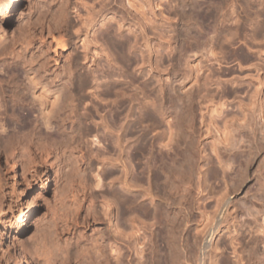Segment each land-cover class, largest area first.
Returning a JSON list of instances; mask_svg holds the SVG:
<instances>
[{
    "label": "rangeland",
    "instance_id": "1",
    "mask_svg": "<svg viewBox=\"0 0 264 264\" xmlns=\"http://www.w3.org/2000/svg\"><path fill=\"white\" fill-rule=\"evenodd\" d=\"M107 1L108 0H22V3L17 6V8L9 11L8 0H0V71L2 73L0 76V97L3 96V98H0V102L5 99L6 101L7 99L11 101L15 99L20 102L22 100L23 104H33L32 106L36 107L37 105L35 104L42 103V106H45L42 107L40 105V107H42L40 109L42 113L46 114L52 121L57 120L55 121L57 124L59 121L64 123L62 124L59 122L58 125L60 126L59 130L63 133H51L54 137L51 136L49 132H47L49 133L47 134L45 131L40 132V137L33 124L28 125V129L25 127L27 130H25V128L22 130L27 133L26 135H21L22 132H19L20 135L18 132H15L16 134L10 132L8 133L9 136L0 137V208L2 207L7 211V213L2 216L4 219L2 221L4 222L1 221L0 217V223L2 222L0 224V264H7L8 262L10 264H150L148 262L154 264L156 262L152 260L155 254H153V250H151L154 246L152 245L153 242L150 240L151 236H149L153 231L162 232V239H164L162 240V245L164 244L165 251H168V256L170 255L169 260L167 258L168 256L166 257L168 261H166L165 264H172L174 257L175 264H190L189 255L185 251L186 247L189 246L191 240L195 237L198 238L197 240L201 239V236L204 234H201V231L206 232L207 229V231H212L211 226H213V222L217 217H220V222L223 220L219 225V232L207 236V239L210 238L211 240L209 239V245L204 251L205 254L200 252V256L203 254L201 257H206V262L207 260L211 261V258L212 260L215 259V264H221L222 260L232 262L235 256L231 252L230 245H228L230 244V235L234 231H238L237 238H239V241L242 236L248 239L249 235L247 233L250 231L248 226L253 225L251 222L254 221V219L258 218L257 220L259 221L261 215V212L257 213V209H260L259 211L264 209V201L250 198L248 200L252 203L253 208H250V210L253 212L255 210L257 211L253 213L249 210L247 214L249 216H246L242 207L240 209V203L238 204L240 200L244 199L243 197L247 199L250 195L254 194L255 190L256 193L259 190L261 191V185L259 186V184L262 183L261 181L264 179L262 178L264 172V138H262L263 142H261L262 140L259 138L261 133L264 134V129L258 132L256 129L257 126H255L256 124L254 123L255 118H253L256 115L255 111H257V104H263L264 108V56L258 57L248 49V44L243 42L247 39V42L251 43L248 36L249 34L246 35V39L242 37L243 34L237 37L233 36L234 38H231V45L229 44L223 49L226 53H224V51L219 52L220 48L217 47L216 43H213L214 40H222L228 28L232 30L235 27L236 23L234 20L237 17L239 18L238 20L236 19L239 23L237 24L244 27L246 26L245 32L251 33V27L247 25L249 20L247 17L246 4L249 3L252 5L251 2L255 0H233V6H229L234 12L233 16L231 15L232 18L227 16L229 21H225L224 23L219 22L217 24V31L214 33V39L211 41L212 45L209 38L206 39L207 43H210L208 47L214 45L213 48L214 51L217 52L216 57L219 60L216 61L215 57L208 53L203 57L202 61H204V63L202 62V64L208 66L210 63L209 68L212 69L216 75H219L220 78L218 80L221 79L218 88L213 91L215 92L214 96L212 92L213 97H211L213 99L211 102L207 99L211 97L205 98L197 96L195 86L192 85L193 83L187 84V87H191L190 91H192L193 95L198 98L195 99L194 97V101L191 103H189V101L185 102L187 109H185L186 106L184 107L183 105L184 102L182 104L180 103L181 105L179 104V106L181 108L178 106L179 110H176V108H178L176 106L174 108L176 111H173L174 109L171 107L169 111H164L168 110L166 107L159 108V104L162 103V100L160 101L161 97L158 95V88L153 87L151 90L150 87V84H154L156 81L155 77H153L152 70L148 72L147 69H149V67H147L146 64L142 65L141 61L145 60V56V58L149 57V59H152H150L152 64L161 61V64L157 62L158 66L160 65L158 67L159 69H169L171 67L169 64V62H171V53L169 52V43L167 42L169 41L168 37L172 35V27L178 22L179 17L174 12V9L177 7V2L179 0H117L119 4H112V11L106 10L108 7ZM258 1L262 2V6H264L263 0ZM157 2L158 6L155 5ZM213 6L210 8L212 15L218 10L215 4ZM255 6H257V8L262 7L259 6V4ZM229 7L223 10V14L230 10ZM102 12L104 15H101ZM124 17L129 19L124 20ZM148 17L152 20H157L156 23H154L156 25L151 24V21H147L149 24L146 22L145 27L146 33L151 36L149 38V45H154L151 48H156L154 49L155 54L159 53V55H155L154 51H150L148 54V51L140 45L141 40L138 38L137 28L132 23L134 19L137 21L142 18L147 19ZM192 18L194 19V17ZM233 18L234 20L232 21ZM187 19L190 21V24H194V20L188 17ZM151 25H153L152 27H154V29H151ZM153 31H155V33L161 32L165 34V38H163V40L159 39L157 34H155L156 36L153 35L154 33L152 34ZM107 32L109 34L112 33V35L114 34L116 37L118 36L121 38L120 40H126L128 43L131 41L130 43L133 48L129 47L126 51V55L133 59L136 58L137 62L133 60L134 63L136 62L135 64L128 61L126 64L125 62H118L119 57L116 55V50L111 46L109 41L105 42L107 40V37H105V35L108 34ZM53 38H55V40H59L60 38L61 40L65 39V49L60 50L59 47H56L55 51L53 48ZM160 40L162 42L160 45H157L155 42H160ZM93 41L97 42V45ZM263 42L264 40L260 41L258 44L261 45ZM107 43L110 46H108ZM176 44V42H173L174 46ZM173 45L171 43V46ZM252 47H258V45H252ZM98 48H102V51ZM141 49L145 51H143V54L147 53V56H142ZM241 50L252 55L250 62H244L240 59L239 53ZM105 53L110 54V57ZM189 56L192 59L191 64L194 67L193 69H198L196 65L199 66L201 64V52H190ZM73 58H77L76 61L78 64L75 61L77 64L75 67L71 66V61H74ZM114 58H117V60ZM114 60L116 62L114 64H117L115 66L113 65ZM154 66H156V64ZM71 67L73 70L75 68L77 72H74L75 70L73 72L69 71L72 70ZM21 69L24 71L26 70L27 75H29L28 77H31L32 81H35L34 83L36 86L33 89V96L35 99L40 96L42 102H38L40 101L39 97V99L37 98L35 103H33L35 99L32 101L31 97L29 95L27 96V94H29L27 93L28 90H24L27 86L22 83V78L15 73ZM202 69L199 72L200 77L201 75L203 77L205 73H207V71H203ZM108 72L113 75V81L111 80L112 77L105 76ZM76 73L80 74L82 79L84 78L83 76H85V79L88 78L87 80L89 83L87 84L88 86L84 88L85 90L82 89L83 91H80L82 94L83 92L85 93L83 95V100L81 99L83 103L81 101L79 102V109L77 108L78 104L74 100L75 96L73 94V92L75 93L73 87L78 82L76 81ZM102 74L103 76H101ZM60 76H62V78ZM46 77L50 79L48 80ZM92 77L94 79L96 77L97 80L95 79L93 81ZM101 77H103L104 81H101L103 80ZM42 78L48 80L49 83L52 80L50 83L51 86L61 85V87H63V85H65V90H63L66 91L67 94L66 92L64 93V91H62L63 93L54 91L51 93V91L46 90V88L41 89L44 88L40 83ZM107 78H109L108 81H106ZM261 81L263 83L260 86L258 83ZM66 83L69 85H66ZM71 84L74 85L70 87ZM148 84L149 87H147ZM109 85H114L115 88L119 89L120 93H124V95L126 91L127 95L124 96L122 94L123 98H121L118 96L122 95H118L117 92H115V94L118 96H114V92L108 95L105 94L104 90ZM174 85L176 88L177 84ZM68 86L70 87L69 91L66 90ZM256 86H259L260 89L253 98H250ZM155 89L157 90L155 91ZM176 89L178 90V88ZM94 90L96 93H94ZM140 90H142V92L144 91V93L147 90L149 93L146 92L145 96L143 93L141 96V94H139L141 92ZM134 91L141 97H138ZM178 91L180 92V90ZM61 93L66 96H63ZM128 93H131V96H128ZM202 93H204V89H201L200 94ZM13 94L21 96L22 98L18 96L14 97ZM82 94L80 95L82 96ZM9 95H11V97ZM23 95H25L24 98ZM133 96H135L136 100L135 98H131ZM66 97H68L67 99L70 97V103L69 101L67 103ZM151 97L153 98L150 99ZM156 97L159 98L156 99ZM71 99L75 101V103H73L77 105V110L75 106H73V103L71 104ZM115 99H123L124 104L129 102V104H126L127 110H129L130 107L133 109L130 119L135 123L137 121L135 127L138 126V129L135 128V131L132 132H128V129H126L127 131H122V127H119L118 121L121 123L126 118L123 117L124 119L120 118V120L118 119L116 120L117 122H115V125L116 123L118 125L116 132L114 123V126L111 125L112 117H110L112 111L115 110V103H111L110 100ZM133 99L134 102L131 101ZM143 99H146L147 101H145L147 103ZM157 100L159 106L156 107L154 105H157ZM85 101L86 105H82ZM130 101L132 103H130ZM138 101H142L144 105L146 104L145 107L143 103H139ZM52 102L53 104H51ZM55 102H58L56 105L61 102L62 106H53ZM187 103L190 104V112L188 111L189 104ZM68 104L71 105L73 109L70 110L71 107ZM80 104L83 107H87L86 109H82V112H87V109L90 111L87 112L88 116L84 115L85 113L82 115V112H80L82 108ZM151 104H153L152 108ZM240 104L241 106H238ZM1 105L0 103V106ZM129 105L130 107H128ZM1 107L0 111L3 109V107ZM58 107L62 108V112L66 109L65 112H61L65 117H72L73 114V118L75 119L74 113L76 112V115L78 114L82 115L83 118L85 117V121L82 118V121L79 123L72 122L76 126L73 125L71 119L68 120L61 113L57 114L58 111L56 110L60 109ZM241 107L244 109V112ZM42 109H44V111ZM180 109H183V111ZM139 110L142 111V113L140 111L141 114L138 113ZM156 110L158 112L162 111L161 113L164 112L163 116L161 113H156ZM185 110L187 111L185 112ZM69 111L74 113H71L70 116ZM172 111L173 113L176 112L179 114L175 115ZM9 112L10 111H8V113ZM184 112L186 115L188 114L185 117V114H183ZM9 114L11 115L9 116ZM9 114L8 116L6 115V117L9 118L4 117L3 119L5 124L11 122L17 123L18 118L14 121L16 115H12V112ZM57 115H60L61 118L64 117V120L61 119L60 116L59 118L61 120H58V117L55 119ZM137 115V118H139L140 115L144 116L137 119L135 118ZM180 115L186 118L184 119L186 123L182 120L183 118H179L181 117ZM148 117L150 121L158 119L159 122L161 121V124L159 123L156 125L153 121V125L152 123L150 124ZM155 117L157 118L155 119ZM262 117L263 120L261 119V121H263L264 124V112L262 113ZM126 119V122H122L123 124H120V126H124L129 121V118ZM177 119L180 120L181 123ZM131 120L128 122L129 124L133 123ZM106 121H110L109 124L111 127H114V129L112 127L113 130H109V128H111L110 126H108V129H105L108 124ZM103 122L106 124L104 123L103 125ZM177 122L182 124V126H179ZM140 124L141 126H139ZM184 124L185 126H183ZM77 126L79 129H75ZM151 126H155L156 130L153 127L154 131H152L153 129L151 130ZM118 128L121 129L118 130ZM141 128L144 129V134L141 133V131H143V129L140 130ZM114 130L116 133L113 132ZM80 131L82 132L81 134ZM74 132L77 133L75 134ZM84 132L90 134H85V136L83 134ZM78 133L85 137H81ZM121 133H124L126 136H121ZM135 133L138 134L136 135ZM259 133L260 135L258 136ZM142 134L144 137L146 136L144 139H141V137L143 138ZM154 134L163 136L162 139L164 141L161 140L158 144H153L152 149L151 141L153 138L151 137L154 136ZM62 136L64 138L61 139L60 137ZM118 136L124 137V139L121 137L118 138ZM262 136L264 137V135ZM178 137H180V139ZM115 138H117V140L119 139V142L122 141V143H117ZM112 140H115L114 144L111 143ZM148 141L150 142L148 143ZM160 143H165L167 145L166 147L164 144L160 146ZM121 144L123 146H121ZM45 147L49 150L47 151ZM120 147H125V149L122 148L121 150ZM156 147V150L159 148V152L161 151L166 155L168 154L169 156L167 155V158L173 157V159H171L172 161L169 158L171 163L168 169L170 168V170H167V174L171 179L168 177L167 181H165V173L162 174L161 172V178H159L158 181V186L164 184L165 190L162 186L159 188L154 187L153 180L151 179L152 177L150 178L151 170L160 169L159 163L154 158L156 151L154 149ZM136 148H138V150ZM142 149H150V152L148 150V152L146 150L142 151ZM186 151H189L192 157ZM148 154L152 155L153 157H151L153 159H151ZM123 160L125 162H123ZM152 160H154V162ZM154 163L157 165L155 168L152 167ZM10 164L16 166V176L20 181L26 179L32 184V190L30 189L28 191L29 194L38 197L36 199V208L30 216L25 228L16 227L14 224L15 217L10 211L13 203V195L17 190V184L14 183L11 176L13 171L9 168L11 166ZM231 168L232 170H230ZM234 168V173L236 175L232 172ZM160 171L162 170L160 169ZM126 172H128L127 175ZM169 172L171 173L169 174ZM228 172H230L229 174L231 177L233 175L235 177L233 176L234 178L232 177L233 179L229 180L227 177ZM43 175L44 179L41 180L40 178ZM223 175L226 176L227 179ZM169 179L170 181L173 180V183L171 182L170 184V186L173 187H167L166 184L170 182ZM43 181L45 187L43 190H40ZM160 181L163 184H160ZM13 184H15L14 188ZM130 185L131 187H129ZM171 188L173 189L171 190ZM262 188L263 191L261 193L264 192V187L262 186ZM186 189L187 191H185ZM148 192L150 193L148 194ZM151 194L155 197L152 198ZM222 197L224 199H229L230 203L227 209L219 214L218 200L223 199ZM131 200L133 203H131ZM128 202H130V205ZM234 206H237V208ZM128 209L132 210L129 211ZM250 212L252 213L250 214ZM107 213L109 214L107 215ZM241 213L243 215L242 219H245L243 228H239V224H236L239 223V219L237 218ZM224 215L227 217H223ZM166 219L168 223H166ZM183 220L184 223H182ZM176 223H178V225ZM208 224L210 226H208ZM204 226L208 227L204 228ZM110 228L118 231L117 233L118 235L120 234V237L124 236L123 240L119 236L117 237L118 239L116 238L117 241H120L117 246L109 244V241L112 239ZM194 234L195 237L192 238ZM148 237L150 238L148 239ZM174 247L177 248V250L179 249L178 253L175 252L176 249L174 250ZM166 248L168 250H166ZM171 252L173 254H171ZM5 253L9 254V257ZM165 254L167 255V253ZM212 255L214 257H212ZM146 258L147 260L149 259V261H145ZM203 260L205 262V259ZM209 263L210 262H208V264Z\"/></svg>",
    "mask_w": 264,
    "mask_h": 264
},
{
    "label": "bare ground",
    "instance_id": "2",
    "mask_svg": "<svg viewBox=\"0 0 264 264\" xmlns=\"http://www.w3.org/2000/svg\"><path fill=\"white\" fill-rule=\"evenodd\" d=\"M159 1H161V0H159ZM232 1L233 0H179L178 2H177V7L174 9V12L176 13V15L179 17L178 18V22L176 23V25L175 26H173L172 27V29H171V37L169 38L168 37V42L167 43H169V52L171 53V58H170V60H171V62H169V64H170V68L169 69H166L165 67V69H162V68H160V69H162V70H160L158 67L160 66H158V64H157V62H159V64H161V61H157L156 63H153L154 65L156 64V66H154L153 64H152V62H150V59H149V57H146L147 58V60H146V58H145V56L144 55H146V54H143V51H142V49H141V54H143L142 56H144V61H141V64L142 65H144V64H146L147 65V67H149V69H147L148 70V72H149V70H152L151 72H153V77H155V82H154V84L152 83V84H150V87H151V90L153 89V87H157L158 88V95L161 97L160 98V101L162 102V103H160V101H159V105H158V100L156 101V103H157V105L155 104L154 106H159V108L161 107V108H165L166 107V109H168V110H164V111H169V109H170V107L171 108H175L176 106L178 107L179 106V104L181 103H183L184 102V107L186 106V108L185 109H187V105H185V102H187V101H189V103H191L192 101H194V97H195V99L196 98H198V97H205V98H207V97H211L212 96V92L214 91V90H216V88H218V86H219V84H220V80H218L220 77H219V75H216L215 74V72L212 70V69H210L209 68V66H210V63L208 64V66L206 65V64H202V62L204 63V61H202L203 60V57H205L206 55L205 54H210L211 56H214L215 57V60L216 61H218L219 59L216 57V54H217V52H215L214 51V48H213V46L212 47H208V44H210V43H207V41H206V39L207 38H209V41L211 42L212 41V39H214V33L217 31V29H216V26H217V24L219 23V22H221V23H224L225 21H229L228 20V18H227V16H229V17H231V15L233 16V10H232V8L230 9V7L229 6H231L233 3H232ZM254 1V0H253ZM258 1V0H257ZM256 0L254 1V2H256V3H254V2H251L252 3V5L253 4H259V6H262V2H260V1H258L257 2ZM262 1V0H261ZM264 1V0H263ZM249 2V1H248ZM22 3V0H8V10L9 11H11V10H14V8H17V6H19L20 4ZM112 4H115V5H118L119 3H118V1L117 0H108L107 1V5H108V7H107V11H112L113 9L111 8V6H112ZM121 4V3H120ZM216 5V7H217V11H216V13L214 14V15H212V13H211V7L213 6V5ZM114 5V6H115ZM155 5H157L158 6V2L155 4ZM252 5H250L249 3L248 4H246V7H247V17H248V20H249V23L247 24L248 26H250L251 28V33L249 32V33H246L245 31V29H246V26L244 27V26H241V25H238L239 23H238V17L234 20V18L232 19V21L234 20L235 21V23H236V25H235V27L232 29V30H230V28H228L227 29V33L226 34H224V37L222 38V40H219V41H217V40H214V43L213 44H217V47H219L220 48V51L219 52H223L224 50V48L227 46V45H229L230 43H231V38L234 36V37H237V36H239V35H241V34H243V38L245 37V39H246V35L247 34H249L248 36H249V40L251 41V43H248L247 42V39L245 40V41H243L245 44H248L247 45V47H248V49L251 51V52H253L255 55H257L258 57H262V56H264V42H263V44H258L260 41H263L264 40V6H262L261 8H257V6H255V5H253V6H255V7H253ZM233 6V5H232ZM258 6V7H259ZM213 7H215V6H213ZM228 7H229V9L230 10H228L225 14H223L224 12H223V10L225 9V8H227L228 9ZM209 8V9H208ZM4 11V10H3ZM105 12V11H104ZM221 12V13H220ZM103 13V12H102ZM101 13V15H104V13L102 14ZM220 13V14H219ZM219 14V15H221V16H217V15ZM105 15H107V14H105ZM175 15V16H176ZM21 16V15H20ZM187 17L188 18H191L192 20H194L195 22H194V24L192 25V24H190V21L187 19ZM192 17H194V19L192 18ZM221 18V19H220ZM232 18V17H231ZM124 20H126V19H129V18H126V17H124L123 18ZM190 19V20H191ZM230 19V18H229ZM98 20V19H97ZM162 20H164V19H162ZM147 21H151V24H153V25H156V24H154V23H156V21L157 20H152V19H150L149 17L147 18V19H144V18H142V19H140V20H133L132 21V23H133V25L134 26H136V31L138 32V38L141 40V43H140V45H142L143 46V48H145V50L146 51H148V54L150 53V51L152 52V51H154V49H156V48H151V47H153V46H150L149 44V38L151 37V36H149L147 33H146V22ZM237 21V22H236ZM234 23V22H233ZM232 23V24H233ZM234 23V24H235ZM238 23V24H237ZM147 24H149L148 22H147ZM153 25H151L150 27H151V29H154V27H152ZM174 25V24H173ZM92 26V25H91ZM232 26V25H231ZM230 26V27H231ZM234 26V25H233ZM150 29V30H151ZM226 32V31H225ZM108 33V32H107ZM106 33V34H107ZM154 33V34H153ZM159 33H161V32H156L155 33V31H153L152 32V34L154 35V36H156L155 34H157L158 35V38L159 39H162L163 40V38H165V34H163V33H161V34H159ZM236 35V36H235ZM135 36H137V35H135ZM163 36V37H162ZM56 37V36H55ZM60 37V36H59ZM105 37H107V40L105 41V42H108L109 41V43L111 44V46L116 50V52L118 53H116V55H118V57H119V59H118V62H121V63H124L125 62V64H126V62L128 61V62H133V60L135 61L136 60V58L135 59H133V58H131V57H127V55H126V51H127V49L130 47V48H133L132 47V44L130 43L131 41H129V43H128V41H126V40H120L121 38H119L118 36L116 37L114 34L112 35V33L111 34H107V35H105ZM233 37V38H234ZM242 37H240V38H242ZM62 38V37H61ZM61 38L59 39V40H55V38H53L52 40L54 41V45H53V48H54V50L56 49V47H59L60 48V50H64L65 49V42H64V40L65 39H63V40H61ZM119 38V39H118ZM239 38V39H240ZM58 39V38H57ZM159 39H158V41H159ZM91 41V40H90ZM217 41V42H216ZM94 43H96V45H97V42H95V41H93ZM135 42H136V39H135ZM162 41L160 40V42H155L157 45H160V43H161ZM173 42H176L177 44L174 46L173 45ZM138 43H139V40H138ZM171 43H172V45L173 46H171ZM93 44V43H92ZM108 44V43H107ZM129 44H130V46H129ZM175 44V43H174ZM152 45V44H151ZM211 45H212V42H211ZM210 45V46H211ZM231 45V44H230ZM252 45H258V47H252ZM108 46H110L109 44H108ZM156 47V46H155ZM110 48V47H109ZM113 48H111V49H113ZM168 48V47H167ZM94 49V48H93ZM99 49V48H98ZM102 49V48H101ZM101 49H99V50H101ZM222 49V50H221ZM58 50V49H57ZM98 50V51H99ZM104 50H105V48H104ZM114 50V51H115ZM158 50V49H157ZM156 50V51H157ZM56 51V50H55ZM102 51V50H101ZM97 52V51H96ZM145 52V51H144ZM157 52H159V51H157ZM190 52H201V58H200V61H201V64L198 66V65H196L197 67H198V69H193L194 67H193V65L191 64V61H192V59H191V57L189 56V53ZM224 53H226L225 51H224ZM60 54V53H59ZM85 54H87V53H85ZM105 54H107V55H109V57H110V54H108V53H105ZM154 54H155V51H154ZM158 55H159V53H157ZM157 54H155V55H157ZM95 55V54H94ZM107 55H106V57H107ZM115 55V56H116ZM170 55V54H169ZM141 56V57H142ZM147 56V55H146ZM149 56V55H148ZM194 56V55H193ZM239 56H240V59L241 60H243L244 62H250L251 61V58H252V55H250V54H248V53H246V52H244V51H242L241 50V52L239 53ZM84 57H85V55H84ZM117 57V56H116ZM160 57V56H159ZM108 58V57H107ZM143 58V57H142ZM142 58H141V60H142ZM77 59V58H76ZM76 59H74L73 58V60L74 61H71L72 62V67H75L78 63H77V61H76ZM85 59H86V57H85ZM115 60H117V58H114ZM71 60H72V58H71ZM79 60V59H78ZM115 60H114V62H113V65L115 66V65H117V64H114V63H116L115 62ZM152 60V59H151ZM159 60H161V59H159ZM69 61V60H68ZM75 61H76V63H75ZM111 61V60H110ZM136 62H137V60H136ZM135 62V63H136ZM142 62H144V63H142ZM110 63H112V62H110ZM110 63H109V65H110ZM134 63V62H133ZM134 63V64H135ZM219 64H220V62H219ZM70 65V64H69ZM108 65V64H107ZM133 65V64H132ZM16 67V66H15ZM71 67V68H72ZM146 67V66H145ZM110 68V67H109ZM114 68V67H113ZM158 68V69H157ZM202 68H204V69H202ZM66 69V68H65ZM203 70V71H207V73H205V75L202 77V75H201V77H200V75H199V72H200V70ZM1 70V69H0ZM3 70V69H2ZM22 70V71H21ZM21 70H19L18 72H15V73H17V75L18 76H20L22 79H21V81H22V83H24V85L25 86H27V88L26 89H24V90H28V92L27 93H29V94H27V96L29 95L30 97H31V100L33 101L34 99H35V97L33 96V89H34V87L36 86L35 85V81H32V79H31V77H28L29 75H27V71L25 70H23V69H21ZM28 70V69H27ZM37 70V69H36ZM69 70V69H68ZM74 70H75V68H74ZM73 70V68H72V70H69V71H71V72H73L74 71ZM4 71V70H3ZM11 71V70H10ZM29 71V70H28ZM66 71V70H65ZM6 72V71H5ZM74 72H77L76 70L74 71ZM106 72V71H105ZM104 73V72H103ZM114 73V72H113ZM195 73V74H194ZM1 71H0V76H1ZM7 74V73H6ZM66 74H67V72H66ZM70 74H72V73H70ZM77 74V73H76ZM76 74H75V76H76ZM16 75V74H15ZM83 75V74H82ZM56 76V75H55ZM67 76H69V75H67ZM74 76V77H75ZM101 76H103V74L101 75ZM105 76H107V77H112L113 75H111V73H107V74H105ZM4 77V76H3ZM61 78H62V76H60ZM82 76L80 75V74H77V80L76 81H78L77 83H76V85L73 87V89L75 90V93L73 92V94H74V100L76 101V103L78 104V106L77 105H75L74 103H75V101H73L72 99H71V104L73 103V106H75V109H76V106H77V108L79 107V102L81 101V99L83 100V95H84V93L85 92H83V94L82 93H80V91H83V90H85L84 88H86V86H88L87 84H89L88 83V78L87 79H85V76H83L84 78L82 79L81 78ZM48 80L50 79V78H48V77H46ZM57 78H59V77H57ZM93 78V77H92ZM102 79H103V77H101ZM44 78H42V81H40V83H41V85L44 87V88H41V89H45L46 88V90H50L51 91V93H52V91H54V92H62V91H64L65 89H64V86L65 85H63V87H61V85H55V86H51L50 85V83L52 82V80L50 81V83L48 82V80H43ZM95 79H96V77H95ZM94 78H93V81L95 80ZM108 79L109 78H107V80L106 81H108ZM113 79V77L111 78V80ZM38 80H39V78H38ZM57 80H59V79H57ZM97 80V79H96ZM100 80V79H99ZM138 80V79H137ZM145 80V79H144ZM73 81V80H72ZM71 81V82H72ZM101 81H104V79L103 80H101ZM100 81V82H101ZM113 81V80H112ZM133 81H136V80H133ZM220 81V82H219ZM55 82V81H54ZM75 82V81H74ZM110 82V81H109ZM145 83H146V80L144 81ZM38 83H39V81H38ZM63 83V82H62ZM69 83V82H68ZM73 83V82H72ZM114 83V82H113ZM133 83V82H132ZM193 83V84H192ZM262 81L261 82H259L258 83V85H262ZM58 84V83H57ZM61 84V83H60ZM64 84V83H63ZM100 84V83H99ZM174 84H177V87L176 88H178V90H180V92L175 88V85ZM189 84H192V85H194L195 86V90L197 91V96L198 97H196V96H194L193 95V93H192V91H190L191 89V87L189 88V87H187ZM53 85V84H52ZM66 85H69V84H67L66 83ZM74 85V84H73ZM72 84L70 85V87L71 86H73ZM115 85V84H114ZM114 85H109V86H107V88L104 90V93L105 94H111V93H113L114 92V94H115V92H117V94L118 95H124V93H120V90L119 89H116L115 88V86ZM133 85V84H132ZM144 85H147V84H144ZM151 85H153V86H151ZM187 85V86H186ZM192 85H190V86H192ZM24 86V87H25ZM94 86L96 87V85L94 84ZM94 86H92L94 89H95V87ZM131 86V85H130ZM70 87L68 86V89H66V90H70ZM106 87V86H105ZM137 87V86H136ZM142 87H143V84H142ZM142 87H140V88H142ZM147 87H149V84H148V86ZM187 87V88H186ZM138 88H139V86H138ZM214 88V89H213ZM64 89V90H63ZM83 89V90H82ZM88 89V88H87ZM90 89H92V88H90ZM121 89V88H120ZM137 89V88H136ZM144 89V88H143ZM149 89V88H148ZM147 89V90H148ZM187 89V90H186ZM201 89H204V93H202V94H200L201 93ZM259 86H256V89H255V91H254V93L250 96V98H253L254 96H255V94H257V92L259 91ZM45 90V91H46ZM95 90H97V89H95ZM94 90V91H95ZM121 90H123V89H121ZM147 90H146V92H147ZM157 89H155V91H156ZM12 91V90H11ZM123 91H125V90H123ZM141 92H142V90H140ZM149 91V90H148ZM154 91V90H153ZM47 92V91H46ZM66 91H64V93H65ZM119 92V93H118ZM135 92V91H134ZM139 93V94H141V96H142V94L144 93V91L142 92V93ZM145 92V93H146ZM35 93V92H34ZM50 93V92H49ZM63 93V92H62ZM61 93V94H62ZM93 93V92H92ZM94 93H96V91L94 92ZM127 92L125 91V95L124 96H126L127 94H126ZM136 94H137V92H135ZM134 93V94H135ZM145 93H144V96H145ZM147 93H149V92H147ZM214 93L215 92H213V96H214ZM9 94V93H8ZM18 94V93H17ZM66 94H67V92H66ZM80 94H82V96L80 95ZM117 94H115L114 96H116ZM129 94V93H128ZM131 94V93H130ZM128 95V96H131V95ZM135 94V95H136ZM14 95V97H17L18 95H16V94H13ZM16 95V96H15ZM35 95V94H34ZM63 95V94H62ZM65 95V94H64ZM63 95V96H64ZM86 95V94H85ZM94 95V94H93ZM117 95V96H118ZM123 95L122 96H118V97H121V98H123ZM138 95V94H137ZM155 95V94H154ZM153 95V96H154ZM196 95V94H195ZM10 97H11V95H9ZM24 96L25 95H23V98H24ZM61 96V95H60ZM62 96V97H63ZM66 96V95H65ZM140 95H138V97H141ZM148 96V95H147ZM157 96V95H156ZM212 96V97H213ZM8 97V96H7ZM18 97H20V98H22L21 96H18ZM40 97V96H39ZM39 97H37L38 99H39ZM72 97V96H71ZM117 97V98H118ZM207 98L208 100H210V102H211V100L213 99V98ZM221 97V96H220ZM0 98H3V96H1ZM36 98V99H37ZM63 98H65V97H63ZM68 97H66V101H67V103H68V101H69V103H70V97H69V99H67ZM131 98H135V96H133V97H131ZM146 98H149V97H146ZM153 97H151L150 99H152ZM155 98V97H154ZM159 98V97H158ZM157 97H156V99H158ZM19 99V98H18ZM30 99V98H29ZM36 99L33 101V103H35V101H36ZM104 99V98H103ZM142 99V98H141ZM220 99V98H219ZM15 100V99H14ZM11 101V100H8L7 99V101H11V102H7L6 101V99L5 100H1V106L3 107V109L0 111V137L2 138V137H5V136H7L8 135V133H10V132H12V134H14L15 132H18V134L20 135V133H21V135H26L27 133L26 132H23L22 130L26 127L27 129H28V125H31V124H33L34 125V127H36V132L37 133H39V135H40V132L41 131H45L46 133L47 132H49L50 133V135L51 136H53L51 133H56L57 134V132L58 133H63L62 131H60L59 130V127L60 126H58L59 125V122H58V124L55 122V121H57V120H55V121H52L46 114H44V113H42V111L40 110L43 106H42V103L41 104H39L38 102H42L41 100V97H40V101H38L37 103L38 104H35V105H37V107L36 106H32L33 104H29V105H27V104H23V102H22V100H21V102L18 100H15V101ZM54 100V99H53ZM52 100V101H53ZM87 100V99H86ZM135 100H136V98H135ZM144 101L146 100V99H143ZM208 100H207V102H208ZM221 100V99H220ZM44 101V100H43ZM111 101V103H115V106H114V108H115V110H113L112 111V114H110V117H112L111 119H112V124L111 125H113V123H114V125H115V122H117L116 120H120V118H123V117H126V118H129L128 120V122H130V115H131V112L133 113V109H131V107H130V105L128 106V107H130L129 108V110H127L128 108H127V105L126 104H129V102L128 103H125L124 104V100L122 99H120V100H110ZM131 101H133L134 102V99L133 100H131ZM130 101V103H132ZM147 101V100H146ZM145 101V102H146ZM150 101H152V100H150ZM196 101V100H195ZM219 101V100H218ZM82 102V101H81ZM137 102V101H136ZM139 102V101H138ZM141 103H143L142 101H140ZM139 102V103H140ZM259 102V101H258ZM261 102V101H260ZM27 103V102H26ZM56 103H58V102H55L54 103V105L53 106H58V105H61V102H60V104H57L56 105ZM83 103V102H82ZM81 103V104H82ZM138 103V104H139ZM147 103V102H146ZM152 103V102H151ZM189 103H187V104H189ZM217 103H219V102H217ZM262 103V102H261ZM44 104V103H43ZM51 104H53V102L51 103ZM80 104V105H81ZM180 104V105H181ZM220 104V103H219ZM40 105L42 106V107H40ZM69 105V104H68ZM82 105H86V101L84 102V104H82ZM81 105V111L80 112H82L83 110L82 109H86L87 107H83ZM146 105V104H145ZM145 105H144V103H143V106L145 107ZM152 106H151V108L153 107V104H151ZM182 105V106H183ZM192 105V104H191ZM221 105V104H220ZM258 105V107L256 108V110L257 111H255L256 112V115L253 117V118H255L254 119V123L256 124L255 126H257L256 127V129L258 130V132H261V131H259V130H263L264 129V124H263V121H261V119L263 120V117H262V113L264 112V108H263V104H261V105H259V104H257ZM0 106V107H1ZM52 106V107H53ZM62 106V105H61ZM60 106V107H61ZM70 107H71V105H69ZM112 106H113V104H112ZM143 106H141V107H143ZM190 106V104L188 105V107ZM238 106H241V104L240 105H238ZM1 107V108H2ZM45 107V106H44ZM60 107H58V108H60ZM141 107H140V109H141ZM168 107V108H167ZM180 107V106H179ZM179 107L178 108H176V110L178 109L179 110ZM184 107H183V109H184ZM80 108V107H79ZM78 108V109H79ZM113 108V109H114ZM150 108V107H149ZM160 108V109H161ZM181 108V107H180ZM240 108V107H239ZM242 108V107H241ZM54 109V108H53ZM61 109V110H60ZM59 110H56V111H58V113L57 114H59V113H61L62 112V108H60ZM65 109V108H64ZM71 109H73L72 107L70 108V110ZM110 110H112L111 108H109ZM154 109V108H153ZM152 109V110H153ZM158 109V108H157ZM159 109V110H160ZM172 109V110H173ZM183 109H180L181 111H183ZM43 111H44V109H42ZM50 110H52V109H50ZM66 110V109H65ZM65 110L63 111V112H65ZM77 110V109H76ZM109 110V111H110ZM124 110V111H123ZM132 110V111H131ZM175 109L173 110V111H176ZM190 110H191V108L189 107V112H190ZM213 110V109H212ZM241 110V109H240ZM8 111H10V112H12V115L13 114H15L14 116H15V120L14 121H16L17 120V118H18V122L16 123H9V124H5V122H4V117L5 118H9V117H6V115L8 116V114L10 113H8ZM89 110L87 109V112H88ZM140 111L141 110H139V112L138 113H140ZM173 111H172V113H173ZM187 110H185V112H186ZM242 111L244 112V109L242 108ZM14 112V113H13ZM62 112V113H63ZM70 112V116H71V113H74V112H71V111H69ZM79 112V111H78ZM87 112L85 111V112H82V115L84 114V115H87L88 116V114H87ZM90 112V111H89ZM111 112V111H110ZM125 112V113H124ZM156 113H158V114H160L162 111H155ZM171 112V111H170ZM183 113V114H185L184 115V117L185 116H187L186 115V113ZM8 113V114H7ZM61 113V114H62ZM124 113V114H123ZM137 113V114H138ZM141 113H142V111H141ZM140 113V114H141ZM144 113V112H143ZM169 113V112H168ZM175 113V115H177V114H179V113H176V112H174ZM173 113V114H174ZM67 114V113H66ZM75 115H76V112L74 113ZM123 114V115H122ZM134 114H135V112H134ZM162 114V116H163V114H164V112L163 113H161ZM167 114V113H166ZM182 114V115H183ZM11 114H9V116H10ZM63 115V114H62ZM68 115V114H67ZM66 115V116H67ZM68 115V116H69ZM74 115V117H75V119L73 118V114H72V117H65V115H63L65 118H67L68 120H70L71 119V123L73 122V123H79L80 121H82V115H76V116H78V117H76ZM112 115V116H111ZM136 115V114H135ZM134 115V116H135ZM139 115V114H138ZM138 115L135 117V118H137L138 117ZM151 115H153V114H151ZM172 115V114H171ZM182 115H180L181 117H179V116H177V117H179V118H183L182 117ZM60 116V115H59ZM59 116L57 115V116H55L56 118L55 119H57V117L59 118ZM134 116H133V118H134ZM142 115H140V117L139 118H137V119H140V118H142L141 117ZM158 116V115H157ZM167 116V115H166ZM64 117H62L61 118V116H60V118L61 119H63L64 120ZM110 117H107V118H110ZM146 117V116H145ZM173 117H174V115H173ZM58 119V120H61V119ZM73 118V119H72ZM125 118V119H126ZM132 118V117H131ZM151 118H153V117H151ZM157 117H155V119H156ZM178 118V119H179ZM66 119V120H67ZM84 119V121H85V117L83 118ZM103 119V118H102ZM124 119V118H123ZM123 120L122 122L123 123H125L126 122V120ZM143 119H145V118H143ZM150 118L148 117V121L150 122V124L152 123V125H153V122H154V124L156 123V125H158L159 123L161 124V121L159 122L158 121V119H156L157 121H158V123H157V121L155 120V121H153V120H149ZM177 119V120H178ZM184 119H186V118H183L182 120L184 121ZM65 120V121H66ZM106 120V119H105ZM134 120V119H133ZM146 120H147V118H146ZM145 120V121H146ZM181 120V121H182ZM8 121H10V120H8ZM13 121V122H14ZM102 121V120H101ZM103 121H104V119H103ZM132 121V120H131ZM136 121V120H135ZM153 121V122H152ZM179 122H180V120H178ZM70 122V121H69ZM107 122V121H106ZM109 122L110 121H108L107 123V128H105V129H108L109 127L108 126H110V124H109ZM119 123V121H118V124H119V127H122V129L121 128H118V130H122V131H125L126 129H128V132H132V131H135L134 129L135 128H137L138 129V126L137 127H135V125H137L136 123H137V121H136V123L135 122H131L132 124H129L128 122L124 125V126H120V124H123V123ZM142 122V121H141ZM179 122H177V124L179 123ZM185 122V121H184ZM183 122V123H184ZM60 123H62V122H60ZM71 123H70V125H71ZM72 123V124H73ZM104 123L105 122H103V125H104ZM181 123V122H180ZM178 124L179 126L181 125L182 126V124ZM186 123V122H185ZM62 124H64V123H62ZM106 124V123H105ZM142 124V123H141ZM141 124L139 125V126H141ZM176 124V123H175ZM73 125H75V124H73ZM81 125V124H80ZM80 125H78V126H80ZM89 125V124H88ZM113 125V126H114ZM155 125V126H156ZM76 126V125H75ZM75 127V129L76 128H78L79 129V127ZM86 126V125H85ZM112 126V127H113ZM155 126H153L154 128H155ZM183 126H185V124L183 125ZM61 127H62V125H61ZM68 127V126H67ZM111 127V126H110ZM112 127L111 128H109V130H113L114 129V127H113V129H112ZM118 127V125H117V123H116V125H115V130H116V128ZM152 127V126H151ZM153 127L151 128V130L153 129ZM25 128V130H27ZM158 128H160V127H158ZM185 128V127H184ZM77 129V130H78ZM143 128H141L140 130H142ZM24 130V131H25ZM62 130V129H61ZM85 130H86V127H85ZM89 130V129H88ZM115 130L113 131V132H115ZM155 130H156V128H155ZM60 131V132H59ZM73 131V130H72ZM82 131V130H81ZM80 131V134L83 132H81ZM89 131H91V130H89ZM93 131V130H92ZM108 131V130H107ZM127 131V130H126ZM152 131H154V129L152 130ZM179 131V130H178ZM264 131V130H263ZM14 132V133H13ZM20 132V133H19ZM44 132V133H45ZM79 132V131H78ZM85 132H88V131H85ZM83 133L84 135L85 134H87V133ZM109 132H111V131H109ZM112 132V133H113ZM116 132H117V130H116ZM115 132V133H116ZM121 132V131H120ZM144 132V129H143V131H141V133H143ZM185 132V131H184ZM49 133H47V134H49ZM73 133V132H72ZM75 133V132H74ZM77 133V132H76ZM75 133V134H76ZM186 133V132H185ZM16 134V133H15ZM79 133H78V135H80ZM88 134H90V133H88ZM87 134V135H88ZM129 134V133H128ZM136 135L138 134V133H135ZM135 134H134V136H135ZM144 134V133H143ZM142 134V136H143V138L141 137V139H144L145 137H144V135ZM155 134H157V133H155ZM154 134V136H152L151 138H153L152 139V141H151V145H152V149H153V144H158L159 142H161V140H163L162 138H163V136H161V135H155ZM167 134H169V133H167ZM171 134V133H170ZM46 135V134H45ZM61 135V134H60ZM124 135V133L122 134L121 133V136H123ZM131 135H132V133H131ZM130 135V136H131ZM140 135V134H139ZM164 135V134H163ZM172 135V134H171ZM260 135V133L258 134V136ZM262 135H264V134H262L261 133V135L259 136V138H260V140H262V138H264ZM9 136V135H8ZM46 136H49V135H46ZM81 136V135H80ZM86 136V135H85ZM85 136H81V137H85ZM121 136H118V138H120ZM124 136H126V135H124ZM170 136V135H169ZM179 136H180V134H179ZM40 137H41V135H40ZM54 137V136H53ZM58 137H59V134H58ZM76 137V136H75ZM88 137V136H87ZM116 137V136H115ZM132 137V136H131ZM7 138V137H6ZM22 138V137H21ZM61 139L62 138H64L63 136L62 137H60ZM112 138V137H111ZM122 138V137H121ZM133 138H135V137H133ZM166 138V137H165ZM179 139H180V137H178ZM74 139V138H73ZM77 139V138H76ZM86 139V138H85ZM116 139V141H117V143L120 141L119 139L117 140V138H115ZM122 139H124V137L122 138ZM121 139V140H122ZM140 139V140H141ZM173 139V138H172ZM191 139V138H190ZM12 140V139H11ZM127 140H128V138H127ZM178 140V139H177ZM114 141L115 140H112V144H114ZM130 141V140H129ZM144 141V140H143ZM164 141V140H163ZM168 141H169V139H168ZM180 141V140H179ZM193 141V140H192ZM142 142V141H141ZM141 142H139V143H141ZM150 141H148V143H149ZM166 142V141H165ZM170 142V141H169ZM169 142H168V146H169ZM261 142H263V140L261 141ZM117 143H116V145H117ZM120 143H122V141L121 142H119V144ZM137 143V142H136ZM164 144V146L166 147V145L167 144H165V143H160V146L161 145H163ZM140 145H143V144H140ZM193 145V144H192ZM248 145H249V143H248ZM118 146V145H117ZM121 146H123L122 144H121ZM163 146V147H164ZM167 146V147H168ZM6 147V146H5ZM4 147V148H5ZM146 147V146H145ZM162 147V148H163ZM1 148V147H0ZM35 148V147H34ZM44 148V147H43ZM49 148V147H48ZM119 148V147H118ZM122 148H124L125 149V147H122ZM122 148L120 147V149L122 150ZM139 148V147H138ZM138 148H136L137 150H138ZM141 148V147H140ZM143 148V147H142ZM37 149H38V147H37ZM36 149V150H37ZM41 149V148H40ZM45 149L47 150V148L45 147ZM123 149V150H124ZM150 149H151V146H150ZM149 149V150H150ZM157 149V147L154 149V150H156ZM187 149V148H186ZM49 150V149H48ZM47 150V151H48ZM143 150H146V149H142V151ZM148 150V149H147ZM146 150V151H147ZM148 150V151H149ZM158 150H159V148H158ZM158 150H156L155 151V155H154V158H155V160L159 163L158 165H159V167H160V169L162 170V171H160V169H158L159 170V172H158V170L156 169H153V170H151L152 168L151 167H149V168H151L150 170H151V176H150V178L153 180V183H154V187H163V189L165 190V185L161 182L160 184H163V185H161V186H158L159 184H158V181H159V178H161L160 177V175H161V172H162V174H164L165 173V181H167V178L169 177L168 176V174H167V170H170V168L168 169V167H169V165H170V163H171V159H173V157L172 158H170V157H168L167 158V155L165 154V153H162L161 151L159 152ZM6 151V150H5ZM4 151V152H5ZM109 151V150H108ZM139 151H141V150H139ZM146 151H144V152H146ZM147 151V152H148ZM166 151V150H165ZM3 152V151H2ZM29 152V151H28ZM122 152V151H121ZM150 152V151H149ZM151 152H153V151H151ZM186 152H188L189 154H190V152L189 151H186ZM6 153V152H5ZM45 154V153H44ZM48 154V153H47ZM142 154H144V153H142ZM152 154V153H151ZM165 154V155H164ZM189 154H187V155H189ZM6 155V154H5ZM104 155V154H103ZM149 156H150V158L151 159H153L152 157V155H150V154H148ZM147 155V156H148ZM127 156V155H126ZM129 156V155H128ZM152 156V157H151ZM169 156V155H168ZM190 156H191V154H190ZM195 156V155H194ZM131 157V156H130ZM132 157H134V156H132ZM137 157V156H136ZM192 157V156H191ZM6 158V157H5ZM121 158V157H120ZM169 158H170V160H169ZM194 158V157H193ZM19 159V158H18ZM117 159H118V157H117ZM127 159V158H126ZM130 159V158H129ZM148 159H149V157H148ZM150 159V160H151ZM16 160V159H15ZM68 160V159H67ZM120 160V159H119ZM108 161H109V159H108ZM114 161H115V159H114ZM130 161V160H129ZM153 162H154V160H152ZM194 161V160H193ZM120 162H122V161H120ZM123 162H125L124 160H123ZM116 163V162H115ZM172 163H174V162H172ZM111 164V163H110ZM157 164V163H156ZM11 166L9 167V168H11L10 170L11 171H13V174L11 175L12 176V178H13V181H14V183H16L17 184V187H16V193H14V191H13V193H14V195H13V203H12V207H11V209H10V211H11V213L14 215V217H15V221H14V224L16 225V227L17 228H25L26 226H27V222L29 221V218H30V216L33 214V212H34V210H35V208H36V204H37V196L36 195H30L29 194V190L31 189V187H32V184L28 181V180H19V178L16 176V172H15V170H16V166H14V165H12V164H10ZM112 165V164H111ZM125 165V164H124ZM127 165V164H126ZM153 166L152 167H154L155 168V166H157V165H155V163L154 164H152ZM173 165V164H172ZM146 166H147V164H146ZM149 166V165H148ZM193 166H194V163H193ZM8 167V166H7ZM122 167V166H121ZM131 167V166H130ZM188 167H189V165H188ZM20 168H21V166H20ZM171 168H172V166H171ZM193 168V167H192ZM184 169V168H183ZM188 169V168H187ZM190 169H191V167H190ZM195 169V168H194ZM149 170V171H150ZM172 170V169H171ZM230 170H232V168L230 169ZM128 171V170H127ZM191 171V170H190ZM197 171V170H196ZM229 171V170H228ZM179 172V171H178ZM231 172V171H230ZM230 172H228L227 174H228V178H229V180H231V179H233L232 177H231V175L229 174ZM233 173L235 172V168L233 169V171H232ZM231 172V173H232ZM127 173L128 172H126V175H127ZM171 172H169V174H170ZM232 173V174H233ZM235 174V173H234ZM180 175V174H179ZM197 175V174H196ZM236 175V174H235ZM224 176V175H223ZM264 176V172H263V175H262V178H264L263 177ZM182 177V176H181ZM180 177V178H181ZM224 177H226V176H224ZM227 177H226V179H227ZM125 178H126V176H125ZM170 178V177H169ZM41 180H43L44 179V175L43 176H41V178H40ZM171 179V178H170ZM170 179H169V181H170ZM183 179H184V177H183ZM124 180H126V179H124ZM151 180V181H152ZM161 180V179H160ZM187 180H189V179H187ZM164 181V182H165ZM173 180H171L170 182H167V187L168 186H170V184H171V182H172ZM186 182V181H185ZM231 182V181H230ZM262 183H260L259 184V186L261 185V191L259 190V191H257V193H256V190H255V193L254 194H252V195H250L249 196V198H247V199H245V197H243L244 199H242V200H240L239 202H238V204L240 203V209H241V207H242V209L245 211V215L246 216H249V215H247L248 214V211L250 210V208L251 209H253L252 208V203L250 202V200H248V199H250V198H256V199H260V200H262V201H264V192L263 193H261L262 191H263V188H262V186L264 187V179H263V181H261ZM97 183V182H96ZM173 183V182H172ZM229 183V182H228ZM232 183V182H231ZM129 184V183H128ZM169 184V185H168ZM230 184V183H229ZM14 185L15 184H13V188H14ZM97 185H98V183H97ZM42 188L40 189V190H43L44 189V181H43V184H42V186H41ZM124 187V186H123ZM129 187H131V185L129 186ZM133 187V186H132ZM136 188H138L137 186H135ZM170 187H173V186H170ZM131 189H133V188H131ZM143 189V188H142ZM161 189V188H160ZM160 189H157V190H160ZM162 189V190H163ZM173 188H171V190H172ZM32 190V189H31ZM39 190V191H40ZM128 190H129V188H128ZM170 190V191H171ZM156 191V190H155ZM167 191V190H166ZM185 191H187V189L185 190ZM184 191V192H185ZM38 192V191H37ZM39 193V192H38ZM138 193V192H137ZM150 192H148V194H149ZM145 194V193H144ZM159 194V193H158ZM168 194H169V192H168ZM185 194V193H184ZM226 194V193H225ZM4 195V194H3ZM3 195H2V197H3ZM152 195V194H151ZM160 195V194H159ZM170 195H171V193H170ZM246 195V194H245ZM244 195V196H245ZM166 196V195H165ZM182 196H184V195H182ZM143 197V196H142ZM153 197H155V196H153L152 195V198ZM186 197V196H185ZM217 197V196H216ZM229 197V196H228ZM248 197V196H247ZM144 198V197H143ZM160 198V197H159ZM161 198H162V195H161ZM177 198V197H176ZM182 198V197H181ZM223 198V197H222ZM133 199V198H132ZM164 199H165V197H164ZM153 200V199H152ZM167 200V199H166ZM185 200V199H184ZM124 201V200H123ZM127 201H130V200H127ZM132 201V200H131ZM171 201V200H170ZM180 201V200H179ZM182 201V200H181ZM187 201V200H186ZM172 202V201H171ZM112 203V202H111ZM131 203H133V201L131 202ZM135 203V202H134ZM230 203V200L229 199H221V200H218V210H219V214L221 213V212H223L224 210H226L227 209V206H228V204ZM232 203V202H231ZM128 204L130 205V202H128ZM181 204V203H180ZM236 204V203H235ZM216 205H217V203H216ZM237 205V204H236ZM128 206V205H127ZM126 206V207H127ZM163 206V205H162ZM238 206V205H237ZM237 206H234V207H236L237 208ZM129 207V206H128ZM127 207V208H128ZM135 208V207H134ZM239 208V207H238ZM216 209V208H215ZM233 209V208H232ZM129 210V209H128ZM130 210H132V209H130ZM129 210V211H130ZM160 210H162V209H160ZM258 210V212L257 213H259V212H261L260 214V217H259V221L257 220V219H254V221H252L251 223L253 224V225H251V226H248L249 228H250V231H248V235H249V237H248V239H245V236H242L241 237V240L239 241L238 239L239 238H237V234H238V231H234L231 235H230V241H229V243L230 244H228V245H230V248H231V252L234 254V256H235V258L233 259V261L232 262H228L227 260H222L221 261V264H264V209L262 210V211H259L260 209H257ZM257 210H255V211H257ZM108 211V210H107ZM128 211V212H129ZM169 211V210H168ZM215 211V210H214ZM250 211H252V210H250ZM254 211V212H255ZM105 212H106V210H105ZM154 212V211H153ZM235 212H236V210H235ZM253 212V211H252ZM252 212H250V214L252 213ZM253 212V213H254ZM7 213V211H6V209H4V208H0V217H1V221L2 220H4L3 219V215H5ZM109 213H111V212H109ZM109 213H107V215L109 214ZM138 213V212H137ZM155 213V212H154ZM229 213V212H228ZM106 214V213H105ZM170 214V213H169ZM172 214V213H171ZM205 214V213H204ZM103 215V214H102ZM111 215V214H110ZM131 215V214H130ZM162 215V214H161ZM176 215V214H175ZM185 215V214H184ZM226 215V214H225ZM223 216V217H227V216ZM244 215V216H245ZM122 216V215H121ZM155 216V215H154ZM172 216V215H171ZM171 216H169V217H171ZM188 216V215H187ZM219 216V215H218ZM242 213H241V215H238V218L237 219H239V223H236L237 225L239 224V228L240 227H242L243 228V226L245 225V219L243 220L242 219ZM109 217V216H108ZM111 217V216H110ZM174 217V216H173ZM172 217V218H173ZM162 218H163V216H162ZM212 218V217H211ZM215 218V217H214ZM111 219V218H110ZM170 219V218H169ZM182 219V218H181ZM167 220V219H166ZM175 220V219H174ZM174 220H172V221H174ZM179 220V219H178ZM225 220V219H224ZM181 221V220H180ZM223 221V220H222ZM222 221L220 222V217H217V219L213 222V226H211V230L212 231H207L206 230V232H204V231H201V234L202 233H204L202 236H201V239H199V240H197L198 238L197 237H195V234H194V236H192V238H194V239H192L191 240V242H190V244H189V246L188 247H186V253L189 255V260H190V264H208V262H210L209 264H215V259L214 260H212V258L210 257L211 256V254H210V260L211 261H208L207 260V262H206V257H204V258H202L201 256L203 255V254H205L204 253V251H205V249H206V247L209 245L208 243H209V241L211 240L210 238V240L209 239H207V236H210V235H214V234H217L219 231H218V228H219V225H220V223H222ZM2 222H4V221H2ZM1 222V223H2ZM110 222V221H109ZM187 222V221H186ZM0 223V224H1ZM166 223H168V220L166 221ZM171 223V222H170ZM174 223V222H173ZM182 223H184V220H183V222ZM210 223V222H209ZM177 225H178V223H176ZM3 225V224H2ZM207 225V224H206ZM166 226V225H165ZM208 226H210L209 224H208ZM207 226V227H208ZM110 227V226H109ZM111 227H113V226H111ZM168 227V226H167ZM206 226H204V228H207ZM157 228V227H156ZM179 228V227H178ZM111 229V228H110ZM139 229V228H138ZM161 229V228H160ZM168 229V228H167ZM174 229V228H173ZM197 229V228H196ZM113 230V231H112ZM166 231V230H165ZM118 231H115L113 228L111 229V236H112V239L109 241V244L110 245H112V244H114V245H118V242H120V241H117V237L120 235H118V233H117ZM151 232V231H150ZM130 233V232H129ZM161 233L162 232H160V231H153L152 233H150L151 235H149V236H151V242H153V246H154V248L153 249H151V250H153V254H155V255H153V262H156L157 264H165L166 263V261H168L169 260V258H170V255L168 256V251L166 252L165 251V247H164V244L162 245V240H164V239H162L163 237H162V235H161ZM117 234V235H116ZM168 234V233H167ZM241 235H243V234H241ZM200 236V235H199ZM120 237V236H119ZM123 237L124 236H122V237H120V238H122V240H123ZM131 237V236H130ZM133 237V236H132ZM187 237V236H186ZM212 237V236H211ZM117 238V239H116ZM150 237H148V239H149ZM171 238V237H170ZM172 238H174V237H172ZM178 238V237H177ZM188 238V237H187ZM129 239V238H128ZM181 239V238H180ZM191 239V238H190ZM124 240H126V239H124ZM174 240V239H173ZM189 240V239H188ZM104 241V240H103ZM172 241V240H171ZM100 242V241H99ZM150 242V241H149ZM188 242V241H187ZM108 244V245H109ZM124 244V243H123ZM174 244V243H173ZM183 244V243H182ZM138 245V244H137ZM179 245V244H178ZM188 245V244H187ZM212 245V244H211ZM210 245V246H211ZM120 246V245H119ZM181 246V245H180ZM223 246H224V244H223ZM222 246V247H223ZM227 246V245H226ZM176 247V246H175ZM174 247V250L176 249V251L175 252H177L178 253V250H177V248H175ZM184 247H185V245H184ZM183 247V248H184ZM8 248V247H7ZM121 248V247H120ZM119 248V249H120ZM148 249H149V247H148ZM181 249V248H180ZM209 249V248H208ZM216 249V248H215ZM223 249V248H222ZM121 250V249H120ZM166 250H168L167 248H166ZM214 250V249H213ZM217 250V249H216ZM219 250V249H218ZM7 251V250H6ZM133 251V250H132ZM131 251V252H132ZM170 251V250H169ZM173 251V250H172ZM215 251V250H214ZM220 251V250H219ZM3 252H4V250H3ZM134 252V251H133ZM147 252V251H146ZM174 252V253H175ZM182 252H184V251H182ZM200 252H202L203 254L200 256ZM222 252V251H221ZM165 253H167V255L165 254ZM8 257H9V254H7V253H5ZM127 254V253H126ZM134 254V253H133ZM170 254V253H169ZM171 254H173L172 252H171ZM5 255V256H6ZM13 255V254H12ZM128 255V254H127ZM152 255V254H151ZM150 255V256H151ZM188 255H186V256H188ZM207 255V254H206ZM150 256H149V258H150ZM168 256V257H167ZM133 257V256H132ZM168 258V260H167V258ZM173 257H174V255H173ZM212 257H214L213 255H212ZM5 258V257H4ZM11 258V257H10ZM10 258H9V261H10ZM12 258H13V256H12ZM145 258V257H144ZM18 259V258H17ZM25 259V258H24ZM131 259V258H130ZM152 259V258H151ZM203 259H205V262H204V260ZM7 260V259H6ZM147 260V258L145 259V261ZM174 260H175V257H174ZM174 260H173V263L172 264H175L174 263ZM220 260V259H219ZM8 261V260H7ZM127 261V260H126ZM147 261H149V259L147 260ZM12 262H13V260H12ZM25 262V261H24ZM171 262H172V260H171ZM9 263V262H8ZM7 263V264H8ZM26 263V262H25ZM125 263V262H124ZM134 263V262H133ZM148 263H152V262H148ZM156 263H154V264H156ZM6 264V263H5ZM10 264V263H9ZM183 264V263H182ZM188 264V263H187Z\"/></svg>",
    "mask_w": 264,
    "mask_h": 264
}]
</instances>
